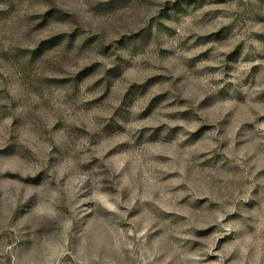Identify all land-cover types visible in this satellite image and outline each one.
Masks as SVG:
<instances>
[{
    "label": "rangeland",
    "instance_id": "obj_1",
    "mask_svg": "<svg viewBox=\"0 0 264 264\" xmlns=\"http://www.w3.org/2000/svg\"><path fill=\"white\" fill-rule=\"evenodd\" d=\"M0 264H264V0H0Z\"/></svg>",
    "mask_w": 264,
    "mask_h": 264
}]
</instances>
